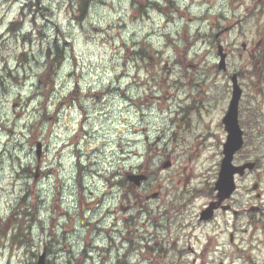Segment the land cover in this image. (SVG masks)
Returning <instances> with one entry per match:
<instances>
[{
  "label": "rangeland",
  "instance_id": "1",
  "mask_svg": "<svg viewBox=\"0 0 264 264\" xmlns=\"http://www.w3.org/2000/svg\"><path fill=\"white\" fill-rule=\"evenodd\" d=\"M85 1L81 13L79 0H0V264H35L43 249L47 264H113L115 249H95L113 211L125 215L127 175L146 171L165 196L177 168L195 189L218 174L217 44L252 41L264 0ZM54 45L63 61L47 74Z\"/></svg>",
  "mask_w": 264,
  "mask_h": 264
},
{
  "label": "flooded vegetation",
  "instance_id": "2",
  "mask_svg": "<svg viewBox=\"0 0 264 264\" xmlns=\"http://www.w3.org/2000/svg\"><path fill=\"white\" fill-rule=\"evenodd\" d=\"M260 3L251 8L254 39H242L236 53L224 46V69L218 70L224 76V108L218 118L224 130L223 144L228 133L222 120L234 85L240 91L237 123L242 144L230 160L234 189L219 203L218 174L206 187L195 189L184 167L174 171L177 189L161 196V189L150 190L148 173L140 171L137 174L145 179L138 185L135 181L127 184V204L120 208L125 212L123 218L115 217L113 211L111 231L104 237L108 245L101 251V247L95 249H115L118 257L113 264H124L126 253L130 252L132 260L135 252L144 250H156L155 259L164 264H264V5ZM210 105L198 109L208 116L215 109ZM172 168L170 162L167 169ZM197 198L203 200L200 205L195 204ZM153 201L158 202L155 209H146ZM154 210L158 219L151 215ZM127 264L136 263L128 260Z\"/></svg>",
  "mask_w": 264,
  "mask_h": 264
},
{
  "label": "water",
  "instance_id": "3",
  "mask_svg": "<svg viewBox=\"0 0 264 264\" xmlns=\"http://www.w3.org/2000/svg\"><path fill=\"white\" fill-rule=\"evenodd\" d=\"M217 55L218 60V69H224V52L221 45H218ZM240 97V91L236 85H234L232 91V97L229 104L228 112L223 118L222 123L225 126V130L228 133L225 144H223V157L220 162V170L218 178L215 182V189L218 192V202L220 203L224 200L225 197L234 189V184L232 180L233 172L230 170V160L232 154L238 150L242 144L241 131L237 123V108L238 101ZM36 156L40 157V144L36 146ZM169 163L164 164V168L168 167ZM145 177L144 176H128L129 181H135V184H139ZM36 264H46V255L45 252L41 253L36 261Z\"/></svg>",
  "mask_w": 264,
  "mask_h": 264
},
{
  "label": "trees",
  "instance_id": "4",
  "mask_svg": "<svg viewBox=\"0 0 264 264\" xmlns=\"http://www.w3.org/2000/svg\"><path fill=\"white\" fill-rule=\"evenodd\" d=\"M79 2L81 3V8H80V11L81 13L84 12V9H85V3L87 1L85 0H79ZM51 48H49L47 50V53H46V64L44 65V68H45V73L49 74V73H54L55 72V69L62 63L63 61V51L62 50H59V48L54 45V52H51L50 50Z\"/></svg>",
  "mask_w": 264,
  "mask_h": 264
}]
</instances>
